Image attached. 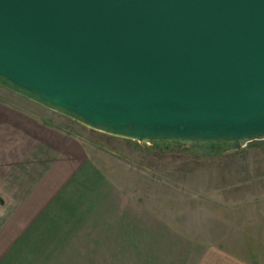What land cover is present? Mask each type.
I'll return each mask as SVG.
<instances>
[{
    "label": "water",
    "instance_id": "obj_1",
    "mask_svg": "<svg viewBox=\"0 0 264 264\" xmlns=\"http://www.w3.org/2000/svg\"><path fill=\"white\" fill-rule=\"evenodd\" d=\"M0 83L138 143L262 146L264 0H0Z\"/></svg>",
    "mask_w": 264,
    "mask_h": 264
},
{
    "label": "crops",
    "instance_id": "obj_2",
    "mask_svg": "<svg viewBox=\"0 0 264 264\" xmlns=\"http://www.w3.org/2000/svg\"><path fill=\"white\" fill-rule=\"evenodd\" d=\"M25 116L4 148L16 157L24 235L0 245V264H264V179L213 177L204 195L217 208L189 232L110 178L84 139Z\"/></svg>",
    "mask_w": 264,
    "mask_h": 264
},
{
    "label": "rangeland",
    "instance_id": "obj_3",
    "mask_svg": "<svg viewBox=\"0 0 264 264\" xmlns=\"http://www.w3.org/2000/svg\"><path fill=\"white\" fill-rule=\"evenodd\" d=\"M0 102L5 104V110L0 112V245L24 235L22 230L25 225L20 221L23 222V219L19 216V220L16 215L19 200L16 157L14 153L9 159L6 150L8 140L12 139L9 134L16 130L18 123L27 124L25 115L31 112L39 115L41 122H48L50 126L65 129L84 139L93 147V158L110 178L119 181L128 190L133 187L138 193L146 194L147 202L166 217L185 226L189 232L206 223L210 209L214 210L217 206L212 205L216 201L204 195L210 190L209 186H214L211 182L213 177L232 176L233 187H236L238 177L264 179V145L248 144L240 150L205 155L186 148H155V145L92 130L3 83H0ZM217 203L224 204L223 201ZM222 212L226 213L225 210ZM37 242L40 245L36 248L38 253L48 255L47 241L39 238Z\"/></svg>",
    "mask_w": 264,
    "mask_h": 264
},
{
    "label": "trees",
    "instance_id": "obj_4",
    "mask_svg": "<svg viewBox=\"0 0 264 264\" xmlns=\"http://www.w3.org/2000/svg\"><path fill=\"white\" fill-rule=\"evenodd\" d=\"M158 144H161L162 146L161 145L158 146ZM162 147L165 149V148L168 147V144H166V143H157V145H155V148H162Z\"/></svg>",
    "mask_w": 264,
    "mask_h": 264
},
{
    "label": "flooded vegetation",
    "instance_id": "obj_5",
    "mask_svg": "<svg viewBox=\"0 0 264 264\" xmlns=\"http://www.w3.org/2000/svg\"><path fill=\"white\" fill-rule=\"evenodd\" d=\"M218 145H223V143H219V142L211 143V144L206 145V147H212V146H218Z\"/></svg>",
    "mask_w": 264,
    "mask_h": 264
}]
</instances>
